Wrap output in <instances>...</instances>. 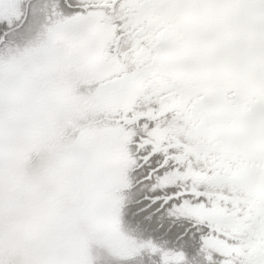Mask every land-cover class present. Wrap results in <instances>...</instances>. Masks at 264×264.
I'll use <instances>...</instances> for the list:
<instances>
[{"label":"snow or ice","instance_id":"obj_1","mask_svg":"<svg viewBox=\"0 0 264 264\" xmlns=\"http://www.w3.org/2000/svg\"><path fill=\"white\" fill-rule=\"evenodd\" d=\"M0 264H264V0H0Z\"/></svg>","mask_w":264,"mask_h":264}]
</instances>
